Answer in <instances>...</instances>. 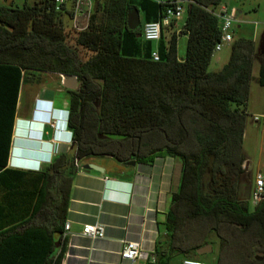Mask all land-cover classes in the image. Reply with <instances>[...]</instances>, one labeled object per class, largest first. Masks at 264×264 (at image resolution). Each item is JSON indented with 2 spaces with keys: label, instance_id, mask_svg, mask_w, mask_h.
I'll return each mask as SVG.
<instances>
[{
  "label": "trees",
  "instance_id": "trees-1",
  "mask_svg": "<svg viewBox=\"0 0 264 264\" xmlns=\"http://www.w3.org/2000/svg\"><path fill=\"white\" fill-rule=\"evenodd\" d=\"M184 1L179 31L167 38L161 32L152 45L143 40L141 25L140 37L127 28L126 10L133 5L143 22L156 20L166 1L94 0L85 29H67L87 57L66 42L65 20L50 0L0 3V186L9 189V210L16 217L28 209L27 219L0 229V264L60 263L63 246L56 251L51 232L61 233L53 231L54 224L65 219L74 159L108 155L120 162L143 161L159 151L180 163L164 222L166 260L176 254L199 257L195 248L211 243L214 235L218 255L212 264H245L248 249L262 257L249 264H264V198L249 208L238 197L245 159L240 148L243 107L255 59L256 82L264 87V59L257 56L252 38L238 36L230 43L227 61L208 70L220 37L218 19L208 9L222 0ZM178 34L186 35L181 59L176 55ZM152 48L157 61L149 58ZM35 72L74 75L78 86L64 89L72 151L59 152L29 182L23 170L6 162L20 85ZM37 180L55 187L52 201L39 198V190L30 193L32 205L25 202L29 193L19 186ZM41 206L52 217L43 227H52L45 235L37 227L26 230Z\"/></svg>",
  "mask_w": 264,
  "mask_h": 264
},
{
  "label": "crops",
  "instance_id": "crops-1",
  "mask_svg": "<svg viewBox=\"0 0 264 264\" xmlns=\"http://www.w3.org/2000/svg\"><path fill=\"white\" fill-rule=\"evenodd\" d=\"M261 57L264 58L263 55ZM218 60L219 58L216 62ZM218 63L220 68L225 62ZM24 84L26 83H22ZM50 91L51 94L47 93V90H41V96L34 94L32 103L25 107H18L17 100L7 167H33L39 161L48 160L54 152L72 151L71 144L67 141L68 134L57 124L56 128L50 125L57 116L56 108L66 105H56L53 91ZM39 99L42 104L47 105L37 103ZM55 141L58 144H55ZM92 157L73 160L74 172L70 180L65 219L62 225L56 222V228L53 230L57 231L58 228L61 233L51 232L56 236V251L63 246L59 264H170L175 257L183 258L182 255L176 254L167 261L169 251L167 247L164 248V222L170 194L178 184L179 161L163 151L143 161L134 160L133 164L127 163L128 161L120 162L108 155L101 158ZM87 162L101 166L103 171L81 168V165ZM245 163L247 170V162ZM34 172L23 170V179L30 182L37 175ZM18 190L29 193L24 198L25 202L32 205L35 197H30L31 192L35 195L40 190L39 198L44 197L46 201H52L55 187L41 185L37 180L20 185ZM10 201L9 189L0 186V229H5L23 218L27 219L28 209H22L16 217L13 210H9ZM51 218L48 208L41 206L29 218L27 227L31 228L26 230L37 227L39 234L45 235L52 229H43L52 222ZM65 223L68 224L67 229L64 228ZM86 223L102 225L103 235L94 238L83 235L81 229ZM128 240L137 241L140 247L138 256L130 260L122 259L119 255L123 243ZM159 248L161 252L156 253L155 250ZM174 262L179 264V260Z\"/></svg>",
  "mask_w": 264,
  "mask_h": 264
},
{
  "label": "rangeland",
  "instance_id": "rangeland-1",
  "mask_svg": "<svg viewBox=\"0 0 264 264\" xmlns=\"http://www.w3.org/2000/svg\"><path fill=\"white\" fill-rule=\"evenodd\" d=\"M23 1L30 2L31 0H0V3L10 4L19 6ZM227 8L228 11L234 10V19L230 28L232 40L238 36L245 38H252L256 44L259 43L260 37L264 34V0H222V3ZM140 25H142L143 20L139 13ZM184 16L181 19L172 21L173 24L170 26L162 28V33L167 38L172 31H179L182 25ZM66 24V23H65ZM237 25H239L237 27ZM64 32L66 33V42L76 48L80 57H87L88 52L80 47L73 45V33L67 30V25H65ZM185 34H178L176 39V55L183 56L185 48ZM152 45L156 42L151 41ZM230 43H216L212 56L210 58L207 69L217 70L219 68L218 62H226ZM258 47V46H257ZM257 56L261 57L258 53ZM217 58L219 60L216 62ZM264 59V58H263ZM255 59L251 70V78L248 85L247 99L244 104L245 112V123L241 140V152L245 157L242 167L245 168V162H247V170L238 178V197L243 200L248 201L249 208H252L251 201V191L254 176L257 171L264 168V125L261 119V115L264 114V87L256 82L258 61ZM26 73H29L28 71ZM61 76L50 72H35L32 75H28V82L24 85H20L19 95H18V107L23 105V107L28 106L32 103L33 95L40 94L41 90H47V93L51 94L50 90L53 91V96L55 98L56 105H62V103H67V96L64 92V87L60 84ZM41 99L37 101L39 103ZM65 101V102H62ZM40 104H42L40 102ZM46 106L47 104H42ZM253 116H257L258 120L254 121ZM101 158L102 156H93L92 158ZM209 239L212 244V251L210 253L198 255L199 260L204 261L206 264H212L215 258V252L217 250V238L214 235H210ZM247 257H245V264L251 263V260L258 259L261 260L262 257L254 256L252 250L248 249ZM182 257L178 259L175 257L173 262L170 264L179 263ZM264 259V257H263Z\"/></svg>",
  "mask_w": 264,
  "mask_h": 264
},
{
  "label": "built area",
  "instance_id": "built-area-1",
  "mask_svg": "<svg viewBox=\"0 0 264 264\" xmlns=\"http://www.w3.org/2000/svg\"><path fill=\"white\" fill-rule=\"evenodd\" d=\"M166 1L167 6L158 19L145 21L141 25V36L146 41H157L160 38L162 28L169 26L172 21L181 19L185 11L184 0H159ZM53 10L60 13L65 20L67 29L73 31H81L85 29L90 13L94 7V0H50ZM218 19L220 30L219 43H229L232 41L230 28L234 19V10L230 11L219 4L216 8L208 9ZM149 58L152 61L158 60V53L155 48L149 52ZM62 77V75H60ZM264 125V114L261 115ZM253 120L257 121L258 117L253 116ZM54 126V123H50ZM76 165V164H75ZM251 191L252 205L264 198V168L257 171L254 176ZM68 224H64L67 229ZM81 233L87 237H101L104 233L103 226L100 224L86 223L82 226ZM139 243L134 240H128L123 243L120 249V257L122 259H134L139 254ZM179 264H206L198 258L183 257Z\"/></svg>",
  "mask_w": 264,
  "mask_h": 264
},
{
  "label": "water",
  "instance_id": "water-1",
  "mask_svg": "<svg viewBox=\"0 0 264 264\" xmlns=\"http://www.w3.org/2000/svg\"><path fill=\"white\" fill-rule=\"evenodd\" d=\"M126 26L128 29L136 31L135 37H140L139 10L136 6L132 5V6H129L127 8V10H126ZM261 46H264V39H263V41L261 40V42L259 41L257 48H261ZM60 84L65 89L73 90V89L77 88L78 80H77L76 76H74V75H69V74L62 75ZM127 163L133 164L134 160H130ZM81 168L88 169V170L90 169V170H94V171H98V172L103 171L101 166H99L95 163H92V162L83 163L81 165ZM211 251H212V244L211 243H206L204 245H201V246L195 248V253L197 255L210 253Z\"/></svg>",
  "mask_w": 264,
  "mask_h": 264
},
{
  "label": "clouds",
  "instance_id": "clouds-1",
  "mask_svg": "<svg viewBox=\"0 0 264 264\" xmlns=\"http://www.w3.org/2000/svg\"><path fill=\"white\" fill-rule=\"evenodd\" d=\"M54 109V108H53ZM58 113L56 118L53 119L54 128L57 126L65 131L68 134V143H71V129L68 127V105L66 103L65 107L56 108ZM61 142V140L59 141ZM55 144H58L57 141H55ZM59 152H54L48 160L45 161H39L35 166L29 167V166H22V165H11V168L18 169V170H32V171H39L41 168V165L49 164L53 158L58 154Z\"/></svg>",
  "mask_w": 264,
  "mask_h": 264
},
{
  "label": "flooded vegetation",
  "instance_id": "flooded-vegetation-1",
  "mask_svg": "<svg viewBox=\"0 0 264 264\" xmlns=\"http://www.w3.org/2000/svg\"><path fill=\"white\" fill-rule=\"evenodd\" d=\"M263 39H264V34L260 37V40L259 41L261 42V40L263 41ZM258 53H259V55H263L264 56V46H261V48H258ZM130 160H132V159H128L125 162L130 161ZM217 255H218V245H217V250L215 252V258H214V260H216Z\"/></svg>",
  "mask_w": 264,
  "mask_h": 264
},
{
  "label": "bare ground",
  "instance_id": "bare-ground-1",
  "mask_svg": "<svg viewBox=\"0 0 264 264\" xmlns=\"http://www.w3.org/2000/svg\"><path fill=\"white\" fill-rule=\"evenodd\" d=\"M58 75H60V74H58Z\"/></svg>",
  "mask_w": 264,
  "mask_h": 264
}]
</instances>
